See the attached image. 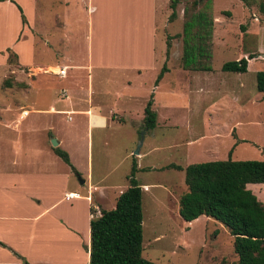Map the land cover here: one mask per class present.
Listing matches in <instances>:
<instances>
[{"label":"crops","instance_id":"1","mask_svg":"<svg viewBox=\"0 0 264 264\" xmlns=\"http://www.w3.org/2000/svg\"><path fill=\"white\" fill-rule=\"evenodd\" d=\"M130 1L129 3L127 0H55L54 2L31 0L28 13L24 12L26 18L28 17L26 24L22 22L21 13L18 14L19 34L15 35V41L17 42L21 33L28 41L25 43L24 40L20 44V49L15 50V54L18 57V64L31 71V79L29 85L20 82L24 83L27 86L25 89L29 91L27 106L22 104L0 106L3 113H7L0 116V121L4 118L8 120L1 122L4 125L0 124V146L7 142L13 146L12 154L7 157L11 158L8 160L4 158L6 156L0 149V264H90L91 220L100 217L102 210L114 209L119 196L129 187L128 185L116 189L114 181L107 178L116 165H112L111 169L105 172L104 177L95 179L93 157H91L94 136L99 135L104 152L112 142L113 134L110 129L113 130L115 125L119 124L129 125L137 131L138 138L134 142L139 145L140 132L144 131L142 128L145 108L167 76L172 75V67L168 66L170 61L167 56L170 41L167 36L164 39L158 35L159 28L174 30L176 25L180 27L185 20L184 13L178 12L176 21L171 23L169 20L165 21L166 6L171 0ZM13 2L14 0L6 1V3ZM20 4L23 2L21 1ZM86 12L88 29L92 36L90 35L88 45V59L82 60L81 53L77 51L80 46L77 39L83 19L85 24ZM101 16L109 18L119 27L118 32L109 31V36L106 40H102L99 47L97 38L94 40V32L95 22H98ZM214 20L216 25L218 19L215 17ZM123 24L126 26L124 29L121 28ZM47 27L52 28L50 29L53 33L52 37L50 33L45 34L44 29ZM57 32L61 33V38H57ZM43 35H47L45 41L41 37ZM179 35L178 33L176 36ZM55 44L60 45L59 59L48 63L46 67L39 65L38 55H43L46 49ZM157 45L163 48L161 55ZM239 56L241 58V53ZM162 64H167L169 71L165 73L158 86L155 83L157 77H153L152 92L149 81L144 79L145 73L151 68H154V73L159 72ZM2 67L6 68L5 58ZM64 68H67L68 72L65 77H61L58 72ZM46 69L58 70L55 74L67 79L62 84L63 89L60 93H58L59 84L47 73L45 75ZM70 70H74L77 74L84 71L85 76L82 79L78 76L74 77L70 82L68 81ZM99 70L103 71L101 73L103 76L98 79L101 83H96L98 75L95 72ZM114 72L126 75L121 83L125 89L115 92L110 90L109 86L115 82L111 76ZM197 73L210 72H191L185 71L182 67L177 68L173 75V83L168 84L169 88L164 94L172 103L162 102V108L173 110L176 97L181 95L182 87L188 89V85L196 80L194 75ZM2 86H5V77ZM43 93L50 94L51 99L58 94L61 99L50 100L48 107H40L38 95L41 96ZM32 95L35 96L33 100ZM155 104L154 98L153 109L156 111ZM185 110L186 114L190 110L193 111L190 108ZM156 112L158 126L161 115L159 111ZM116 114H124L128 117L136 114L138 125L128 124L125 120V123L116 121L114 119ZM182 119L177 121L182 122ZM82 126L87 128V175L75 157L80 155L83 158L80 152L85 140L77 135ZM138 127L141 129L138 130ZM156 129L157 127L154 130ZM56 130H60L64 134L63 137H59ZM147 132L149 131L146 130L145 136ZM53 140H57L58 147L68 152L75 169L55 153L54 149L57 147H54ZM146 142L147 138L143 142L140 155L134 154L136 147L126 155L127 160L132 161V165L134 161L137 162L139 168L137 174L141 171L157 169L178 171L165 169L171 164L179 165L177 163L161 166L143 164L155 149H159L152 145L145 151ZM215 144L213 139L209 141L203 137L195 138L193 141L187 140L186 147L192 154H199L202 151L210 153L216 150ZM235 149L236 147L232 155ZM80 180H83V183ZM141 186L146 193L150 192L153 185L141 184ZM70 194L78 196L69 199L67 197ZM201 218L211 219L206 216L199 219Z\"/></svg>","mask_w":264,"mask_h":264},{"label":"rangeland","instance_id":"2","mask_svg":"<svg viewBox=\"0 0 264 264\" xmlns=\"http://www.w3.org/2000/svg\"><path fill=\"white\" fill-rule=\"evenodd\" d=\"M21 1L23 4H20ZM29 1L31 0H14L13 3H0V106L8 104L27 106L29 104L28 89L20 88L17 82H24L29 85L31 71L21 67L18 64V59L14 56L15 50L20 49V44L26 39L23 33L17 38L19 43L14 38L15 35L19 34L18 14L20 11L18 6L28 13L29 7H31ZM53 2H50V4ZM127 2L130 3L131 1L127 0ZM260 2L261 0H249V5H247L242 0H213V18L218 19L214 30L215 38L213 39V43L215 40L212 59L213 72L195 74L196 80L194 83L188 85V89L182 87L181 95L176 97L173 110L162 108V102L172 103L164 94L169 88L168 84L173 83V75L177 68L182 67L184 43L183 38L176 35L183 33L184 21L180 27L176 25L174 30L167 31L163 27L159 28L158 35L164 39L167 36L170 44H172L171 46L175 45L171 47L169 53L170 63L168 66L172 67V75L167 76V79L161 84V88L151 97L153 102L154 98L156 100L155 107L161 115V121L156 130L147 132L145 136L147 142L144 150H148L152 145L159 149H155L152 155L143 161V164L161 166L177 163L187 167L205 162L227 161L230 159V152L235 146L236 149L232 155L234 161H264V94L257 89V73L264 71V14L259 12ZM42 8H45V6H42ZM184 8L185 2L183 1L178 7L179 14L184 13ZM227 11L231 13L230 16L226 14ZM166 12L165 21L167 22L170 14H172L170 3L166 6ZM27 25L28 28L29 23ZM241 25L247 26L249 33L258 36L257 57L249 60L247 73L224 72L222 68L225 63L239 62L244 56L241 48L243 38ZM118 27L109 18L103 16L98 19V22H95L94 40L97 38L99 47L102 40H106L109 36V31L116 30L118 32ZM124 27L126 26L123 24L121 28L124 29ZM27 28L25 29L27 30ZM88 28L89 21L86 12L85 24L83 19L80 23L77 39V43H80L77 51L81 53L80 59L82 60L88 59V45L90 35L92 36ZM50 29L52 28L47 27L44 32L45 34L50 33V37H52L53 33ZM43 36L41 37L45 41L47 35ZM56 36L61 38V33L57 32ZM26 41L28 40L24 42L26 43ZM4 42L6 45H4ZM53 46L48 49L44 47L46 49L44 54L38 55L39 65H45L46 67L48 63L59 59L60 52L58 48L60 45L55 44L54 48ZM8 48H11L13 52L12 59L15 62L12 64L9 63L10 53ZM157 49L159 55H161L162 46L159 45L158 47L157 45ZM3 58L6 61L5 69L2 67ZM164 65L162 64L160 67L163 68ZM153 70L154 68H151L150 71L145 73L144 77L146 81H149L151 90L154 87L152 84L153 77H158V73L162 69L157 73H154ZM57 71L46 69L44 73L50 75L52 80L59 84L58 93H60V90L63 89L62 84L67 79L58 77L55 74ZM101 73L103 71L95 72L98 75L96 83H101L98 80L101 78L100 76H103ZM68 76V81L72 82L73 78H77V76L82 79L85 72L82 71L77 74L74 70H70ZM111 76L115 82H112L109 86L110 90L115 92L125 89V86L121 83L126 75H119L118 72H114ZM4 77L5 82H11V88L6 87V85L2 86ZM57 95L53 96L52 99L48 93L38 95L40 107H48L50 100H60V95ZM31 99H35V96L32 95ZM186 108L193 111L190 110L186 114ZM4 115H7V113L4 114L0 109V116ZM114 119L119 122L123 121L125 123V121H128V124L138 125L136 114L131 117L116 114ZM180 119H182V122L177 121ZM6 121L8 122L4 118L0 121V124L4 125L1 122ZM140 129L138 127V130ZM110 130L113 134L112 142L104 152L99 141V135L95 134L94 136L93 148L91 146L94 175L95 179H101L105 176V172L111 169L112 165H116L107 178L114 181L116 189H120L129 185L128 176L131 173L132 161L127 160L126 155L134 147H136L134 152L136 151L138 144H135L134 140H137L138 135L137 131L129 125H115L114 129ZM142 132H146V130ZM56 133L59 137L64 135L60 130H56ZM77 135L85 141L80 152L83 158L80 155H75V157L81 163L80 165H82L84 173L87 175V128L80 127ZM203 137L209 139V141L213 139L216 143V150L210 153L204 151L199 154L190 153L186 147L187 140L191 139L193 141L195 138L201 139ZM0 149L6 159L12 154L13 146L7 142L0 146ZM10 158H7V160ZM136 178L140 184L153 185L150 192L144 193L143 197L144 257L146 259L157 264L237 263L238 256L235 254L233 246L234 238L224 225L206 218H201L189 224L180 217V199L188 191L184 171L145 170L137 174ZM248 189L264 202V184L249 185Z\"/></svg>","mask_w":264,"mask_h":264},{"label":"trees","instance_id":"3","mask_svg":"<svg viewBox=\"0 0 264 264\" xmlns=\"http://www.w3.org/2000/svg\"><path fill=\"white\" fill-rule=\"evenodd\" d=\"M8 0H0L6 2ZM185 2L183 33L184 48L182 67L191 72H212L213 0H171L172 14L170 22L178 18V7ZM249 5V0H242ZM23 24L27 18L20 6ZM259 12L264 14V0L259 3ZM227 15H231L229 11ZM243 33L242 55L239 62H227L224 72L244 74L248 72L249 60L257 57L258 36L248 32L241 25ZM171 44L168 42V52ZM9 63L12 50L8 49ZM16 59L17 55L14 54ZM169 71L164 65L156 79V86ZM11 88L10 81L5 82ZM20 88L27 87L17 82ZM257 89L264 94V71L257 73ZM158 114L153 109V100L145 108L142 130H154L157 127ZM141 133V132H140ZM236 147V146H235ZM227 161H214L192 164L187 168L171 164L165 169L185 172V184L188 188L180 199V216L183 221L192 223L202 216L214 219L224 225L234 238L233 246L238 256L236 264H264V202L248 185L264 184V161H234L232 152ZM55 153L68 165L71 163L68 152L57 147ZM139 168L134 161L128 176L129 187L118 198L112 210H102L101 216L91 220L90 264H157L144 257V190L136 178ZM4 246V245H3ZM6 247V246H5Z\"/></svg>","mask_w":264,"mask_h":264},{"label":"water","instance_id":"4","mask_svg":"<svg viewBox=\"0 0 264 264\" xmlns=\"http://www.w3.org/2000/svg\"><path fill=\"white\" fill-rule=\"evenodd\" d=\"M144 139H145V132H142L140 143H139L136 151L134 152L135 155H140V151H141ZM53 145H54V147H58V145H59L58 141L57 140H53ZM80 181L83 183V180H80Z\"/></svg>","mask_w":264,"mask_h":264},{"label":"built area","instance_id":"5","mask_svg":"<svg viewBox=\"0 0 264 264\" xmlns=\"http://www.w3.org/2000/svg\"><path fill=\"white\" fill-rule=\"evenodd\" d=\"M67 72H68V69L67 68H64V69H62V70H60L59 72H58V75L59 76H61V77H65L66 75H67ZM28 113V112H27ZM78 195H76V194H70V195H68V197L67 198H76Z\"/></svg>","mask_w":264,"mask_h":264},{"label":"bare ground","instance_id":"6","mask_svg":"<svg viewBox=\"0 0 264 264\" xmlns=\"http://www.w3.org/2000/svg\"><path fill=\"white\" fill-rule=\"evenodd\" d=\"M108 43V42H107ZM111 44V43H110ZM117 47V46H116ZM115 52V51H114Z\"/></svg>","mask_w":264,"mask_h":264}]
</instances>
